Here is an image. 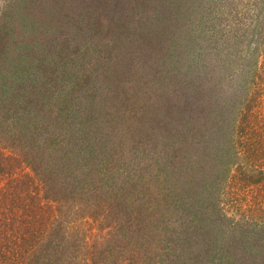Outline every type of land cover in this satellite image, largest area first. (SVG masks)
Listing matches in <instances>:
<instances>
[{"label":"trees","instance_id":"1","mask_svg":"<svg viewBox=\"0 0 264 264\" xmlns=\"http://www.w3.org/2000/svg\"><path fill=\"white\" fill-rule=\"evenodd\" d=\"M259 2L264 8V0H254L255 5ZM37 4L38 14L44 15L45 2L38 0ZM91 4L90 9L98 8L106 15L80 16L76 11L84 6L83 0H47L46 15L57 29L48 37L35 32L39 47L45 50L48 46L47 60L37 48L30 54L15 51L17 43L25 44V21L34 14L28 4L24 18L15 12L16 6L12 12L0 14V264H264V140L252 141L242 127L239 143L213 122L221 111L214 106V91H219L223 81L221 69L218 65L206 68L207 77L197 84L180 78L188 73L175 66V48L166 44L169 30L174 33V29L179 38L188 37L192 49L199 51L196 42L206 40L203 15L189 20L188 28L179 20L184 12L182 2L175 0H93ZM60 7L66 10L62 18L56 16H60ZM192 14L199 15L196 11ZM8 17L10 21H5ZM193 24L197 26L191 29ZM98 33L100 37L104 33L123 36L129 51L149 57L148 63L154 55L164 56L171 92L166 84L162 86L164 77L159 76L156 81L161 86L153 88L161 89V95L152 94L167 100L170 113L174 110L171 117L175 122L158 127L164 137L144 140L146 134L138 132L135 146L123 130L120 141L119 113L108 104L114 94L95 84L98 77H91L88 70H74L75 80L84 84L83 95L76 93L71 69L65 70L72 68V61L68 63L64 57L81 55L74 44L76 37L92 41ZM58 34H63L61 41ZM216 36L224 37L223 33ZM205 46L218 49V42L207 39ZM261 47L263 60L251 80L253 90L243 113L245 120L258 115L253 113L251 101L264 85V40ZM142 72L151 79L150 71ZM261 128L263 132V124ZM138 143L143 153L148 152L147 145L158 148L160 162L155 164L152 155H143L147 161L136 162L139 180L126 187L124 194L123 185L118 192L111 188L109 194L103 190L105 184L132 175L129 165L122 174L116 163L122 158V145L123 151L135 146L138 152ZM133 156L127 159L135 162ZM179 178L185 193L176 190ZM251 183L260 186L257 201L247 206L256 216L251 223L256 228L244 222L252 220L245 214L234 223L224 214L219 217L218 205H213L216 209L208 218L202 216L204 202L197 195L202 187L220 186L218 195L227 198L223 203L234 204L241 202L240 197L232 190L229 197L226 187L242 189ZM155 203L169 212L167 221L152 219ZM108 218L111 225L102 222ZM112 218L116 221L111 222ZM151 225L167 236L159 239L157 247L148 249L149 240L145 239L157 234L152 233ZM247 230L252 231L247 234ZM108 235L119 239L109 246Z\"/></svg>","mask_w":264,"mask_h":264},{"label":"rangeland","instance_id":"2","mask_svg":"<svg viewBox=\"0 0 264 264\" xmlns=\"http://www.w3.org/2000/svg\"><path fill=\"white\" fill-rule=\"evenodd\" d=\"M43 1L46 6L45 13L44 15H40L37 11L39 8V5L37 4L38 0H0V14L3 11L8 14L9 12H12V8L15 9L13 6H16L15 12L22 15L24 18L23 12L26 4L30 7L31 12L34 13L32 17H30V20L25 21V25L28 23L26 31L23 29V32H25L27 36L25 44L17 43L15 51L21 49V53L25 52L30 54L31 50L32 53L36 52V48L38 51L43 50L39 47L40 41L35 35V32H41V35L47 33L48 37V33H53V29H57L54 23L52 25L49 22L46 15V11L48 10L47 0ZM92 1L83 0L84 6H82V9H79V11H76L77 14L80 16L90 15L91 17L95 14L106 15L105 11L99 10L98 8L97 10L90 9L89 7L93 6L91 4ZM175 2H182L184 12L179 16V20H183L185 23L184 25H187L188 28L191 25V20H198V18L203 15L202 31L204 39H206L201 42L199 41L200 43L196 42V44H198L196 46L199 47L200 50L195 52V50L192 49L193 44L188 37L183 40L178 37V33L176 34L174 29V33L169 30V38L167 39L168 43L166 44L167 48H175L176 52L174 51L172 53L174 57L178 58L177 60L173 58L176 60L174 64L175 66L179 65L181 71L185 69L184 72L188 73L184 74L183 77L180 76V78H185L190 82L197 84L199 82L198 80H202L207 77L206 68H209L212 65H218L219 69H221L220 77L223 78V81L221 82L219 91H217V93L214 91V95L216 97L214 106H217L221 111H217L218 115L215 117L214 121L212 119L211 120L219 123V127L226 129V132L230 133L229 137H233V140L239 143L240 128L242 127H245L244 132L250 135L252 141L264 140V131L262 132L263 129L261 128L262 124L264 125V122L261 121V117L264 118V85H260L261 88L259 90V94L251 101V105L254 107L252 111L255 115L258 114L256 115L257 118H247V120L243 118L246 103L248 102L249 95L253 90L251 80L253 79L254 72L257 71L256 69L260 65L259 63L263 60L262 53L259 50L262 49L261 42L264 40V8L261 7L260 2L255 5L254 0H175ZM232 6H234V8H232ZM65 8L67 9V6ZM65 8H59L61 9L59 10L60 16L58 13L56 15L58 18H62V16L66 13V10H64ZM193 11H196L199 15L194 16L192 14ZM188 15H191V19H188ZM4 19L5 21H10V17ZM36 19L38 22L33 21ZM105 24L106 23H103V26ZM194 25L197 26L196 24H193L191 29H193ZM221 33H223L224 37L216 36ZM158 34H160V32ZM105 35L106 34L104 33V35L100 37L98 33L96 34L97 37L92 38V41L76 37L74 44H77V52L81 55L73 54L72 56L69 54L64 57L68 63L72 61V68L67 67L65 70L71 69L72 80L75 85H73V87L77 90L76 93L78 92L83 95L84 84L78 83L75 80L74 70L79 73H81L84 69L85 71L88 70L92 73L91 77H93V75L98 77V79H96L98 82L96 81L95 84L103 86L109 94H114L111 95V99L108 100V104H110V106L112 105L111 108L116 111V114L119 113L118 121L121 126L119 129L122 132L120 141H123V130L124 135H126L125 132L129 134V139L134 141L135 146L136 143L139 142V133L146 134L144 140H157L164 137L163 134L159 133L158 127L166 126L167 124L175 122V119L171 117L174 110L170 113L169 109L171 107L166 102L167 100L164 101L160 97L153 98L152 96V94L158 93L161 95L159 92L161 89L156 90L153 88L154 86H161V84L159 85L158 81H156V77L159 79V76L164 77L165 82L162 83V86H165L166 84V86H168L166 87V90L169 93L171 92V84L165 76H170V69H167V67L164 66V63H162V61H165L164 56L162 54L154 55L152 56L153 62L148 63L150 59L149 57L141 55L134 56V53L129 51L130 49H128L127 46H125V42H123V36L118 35L115 37H109ZM62 36L63 34L57 35V37H60L59 41H61ZM229 36L232 37L227 38ZM239 36L242 38L239 39ZM216 37H218L217 40H215ZM207 39H209L213 44L215 41L218 42V49H208V47L205 46L207 45ZM47 48L48 46H46L45 50H43V60L50 58L49 55L47 58V53L45 52ZM193 52H195V54H193ZM133 63L135 64L134 66H132ZM133 69H136V72H133ZM143 70L150 71L149 75H152L150 80L142 76ZM173 70L174 69H172V71ZM198 71L199 73H197ZM193 91L198 92L195 90ZM164 111L166 114H164ZM255 115H253V117ZM162 123H165L166 125ZM196 138L200 139L201 137L196 136ZM207 141L208 140L206 139L203 142ZM137 145L139 146L138 152L137 149L134 148L135 146L129 147L123 151L122 145V149L119 151L122 158H120L116 163L120 166L119 169L122 174L123 168L126 165H129V173H132V175H123L118 178V180L105 184L103 186V190L107 191L109 194L112 192L111 188H114L117 191L120 185H123L124 194V191L128 189L126 187H130L131 183L136 179L139 180L141 172L137 173L136 162H146V157L144 158L143 155H152L151 160L156 159L155 164L160 162L161 157L156 156L160 155V150L158 148H150L149 145H147L145 150L148 152L143 153L141 152V150H143V146L139 145V143ZM132 148L134 149L132 150ZM241 151L244 150L242 149ZM129 155H134L133 160L135 162H131L127 159ZM256 156L257 155H255V157ZM255 157H253V159H256ZM261 159H263V157H261ZM243 161H245V159H243ZM145 173L147 175L149 174L147 171ZM253 174L257 175L255 173ZM180 179L181 178L177 180L178 187L175 186L176 190L179 192L183 190L182 193H185V189L183 187L184 185L179 181ZM253 179H255L254 176ZM238 185L239 184H237V186ZM219 188L220 186L212 189H204L202 187V192L197 193L200 197V202H204L201 203L204 211L202 216L208 218L209 214L213 213L216 209L213 208V205H218L217 209L219 217L224 214L227 217L228 222L233 219L232 223H234L239 222V220L242 219V215L245 214L249 217V219L252 218V220L250 224H248L245 220L244 222H246L248 227L256 228L251 225L254 217L256 216L253 215L252 210H250L247 206H253L254 202L257 201L258 197H256V190H258L260 186L251 183L246 184L241 189L234 187L233 185H228L226 187L230 191L228 196L231 197L233 192H235V195L240 197L241 202H236L234 204L223 203L227 198L218 195ZM118 195L120 194L118 193ZM155 201L156 200H154V202ZM133 211L140 219L141 215L139 216V213L136 212L138 210L133 209ZM143 211L144 209L141 208L140 212L145 214ZM153 211L154 213L151 217L157 222L162 220L167 221L169 218V212L165 209L161 210L160 206L156 203ZM261 217L262 216L258 219H261ZM125 218H127V216L126 212L123 210V220ZM187 219L189 220L190 218L188 217ZM109 220V218L104 219L102 222L108 225L110 224ZM141 220L146 222L142 217ZM185 220L186 217L184 216L182 218V222ZM114 221H116V218L111 219V222ZM257 226L259 227L260 225ZM150 227L153 230L152 233L154 234L155 232L157 234H154L153 236L149 235L147 239H145V241L149 240V246L146 245L148 249H152L154 246L157 247L159 239L162 236H167L165 231H160L157 225L156 227L152 225ZM111 231L114 232L113 229ZM251 231L252 230H247L245 233L249 234ZM106 238H108L107 243L109 246L112 245L111 243L113 240L119 239V237H115L114 235H108ZM125 241L126 238L123 237V242Z\"/></svg>","mask_w":264,"mask_h":264}]
</instances>
